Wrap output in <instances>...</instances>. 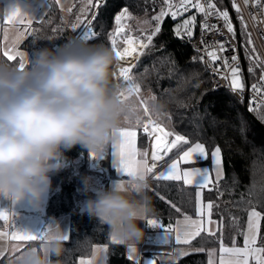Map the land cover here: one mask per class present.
Returning <instances> with one entry per match:
<instances>
[{"label": "trees", "instance_id": "obj_1", "mask_svg": "<svg viewBox=\"0 0 264 264\" xmlns=\"http://www.w3.org/2000/svg\"><path fill=\"white\" fill-rule=\"evenodd\" d=\"M217 1L222 7L231 6V0H228V4L227 0ZM48 3L49 11L44 20L32 24L31 35L21 44V49L28 52L29 57H34L35 52L42 48L59 50L69 40H73L76 33L77 29L72 27L73 21L65 16L54 1L48 0ZM76 3L78 8L83 4L82 0H76ZM95 3L96 0H93ZM123 7H127L134 18L150 20L152 26L146 30L148 35L156 24L152 18L165 4L162 0H107L99 7L94 19L93 31L97 36L88 43H102L111 48L114 18ZM93 8L86 13L87 18L91 16ZM234 15L242 30L235 9ZM185 17L189 16L185 14ZM134 18L130 20L131 26ZM177 22V18L173 20L171 16L164 19L161 32L153 38L152 46L140 56L133 75L141 92L155 97L154 109L165 115L164 125H168V129L186 136L190 144H204L209 154L216 146L221 148L223 178L211 191L204 190L205 202L214 204L212 218L219 222V231L214 236L202 232L185 245L192 252L174 263L209 264V252L220 248L221 238L225 246L233 245V241L238 245L243 243L241 233L246 231L251 209L255 208L264 215V122L258 120L256 113L250 112L231 92L214 90L209 73L190 44L175 35ZM34 39L38 41L34 42ZM2 64L15 66L11 62ZM261 110L264 111L263 108ZM138 144L141 151L147 150L149 138L140 132ZM183 147L186 149L188 145ZM176 155L177 150L174 149L169 156ZM64 163L65 167L52 176V188L46 206L47 219L68 216L70 220L66 251L58 258L52 257L54 264H77L79 259L89 257L96 245L108 247L107 264H136L127 257L126 246L113 243L106 226L99 225L83 209V201L95 198L96 191L108 190L109 180L114 177L111 169V178L90 170L88 151L80 146L65 152ZM85 177L91 178L93 191L85 192ZM148 182L150 189L147 196L154 208L148 220L156 219L167 226L174 225L184 215L196 217L195 187L179 181H158L152 178V174L148 176ZM160 230L164 232L166 227H160ZM153 232L155 230L150 226L149 234ZM40 244V241H28L24 249ZM262 244L264 220L261 221L259 246ZM201 248L204 251H198Z\"/></svg>", "mask_w": 264, "mask_h": 264}, {"label": "clouds", "instance_id": "obj_2", "mask_svg": "<svg viewBox=\"0 0 264 264\" xmlns=\"http://www.w3.org/2000/svg\"><path fill=\"white\" fill-rule=\"evenodd\" d=\"M34 10L33 0L0 3L5 16ZM117 61L102 43L69 40L59 50L38 49L23 69L0 64V196L42 208L53 174L65 167L66 151L80 146L100 156L119 142L132 108L113 79ZM84 185L85 192L93 191L90 177ZM149 189L147 177H129L127 187L117 183L96 191L84 210L122 243H140L146 235L140 224L154 211ZM48 231L19 264H54L52 257L64 254L63 229L53 224Z\"/></svg>", "mask_w": 264, "mask_h": 264}, {"label": "snow or ice", "instance_id": "obj_3", "mask_svg": "<svg viewBox=\"0 0 264 264\" xmlns=\"http://www.w3.org/2000/svg\"><path fill=\"white\" fill-rule=\"evenodd\" d=\"M101 0H97L95 5L93 0H82L84 7L81 8V16L77 17V23L72 27L75 30L79 28L81 24H84L82 29V35L79 37L80 40L93 41L97 34L89 27L90 21L85 24L84 21L87 20L86 13L91 7H99ZM258 5L264 7L262 0H255ZM56 3H60V0H56ZM165 7L154 16L152 19L156 22L155 27L152 32L144 38L135 37L125 32V25L122 24V20L125 18H131L130 13H128L127 8L123 9L118 15L115 16L116 28L115 31L110 35L111 49L115 52L118 60H127L128 58H133L134 62H130L128 66L121 67L119 70V77H122L125 81L124 91L120 92L121 97L125 101H129V98L133 94H139L141 91L140 85L135 82L132 73V69L135 67V61L139 60V57L144 54V50L152 46L153 38L161 32V24L166 16H171L175 20L178 16H182L184 12L190 9H195L197 14H203L204 21L201 25V32L204 31H219L216 25H209L208 17L216 16L224 21V26L227 28L228 32L232 34L233 39L236 37V29L233 27L232 19L230 18L229 12L227 10H220L217 8L216 4L212 0H207V4L202 3L201 0H164ZM243 3L247 5L249 0H243ZM231 6L235 9L236 13L241 12L240 5L236 0H231ZM71 12L72 9H69ZM26 15L21 14L19 11L13 12L6 17V23L13 24L18 23L22 25H27L25 30L19 33L15 44H18L21 39L26 35H31L30 26L33 23V18L35 15L31 14L32 18L25 19ZM196 14L189 16L184 19L182 23H178L174 29V33L177 37L182 39L187 37L191 39L193 36V29L196 26ZM240 24L242 26V31H246L247 24L243 19V16H238ZM144 23H150L149 21H144ZM250 37V33L248 34ZM6 39V37H5ZM203 42V39H202ZM123 43L125 46L120 49L118 45ZM248 43H251L249 38ZM230 46V45H229ZM213 50L209 51L208 49ZM199 51V50H198ZM205 51L207 56L210 58L214 67V71L220 74V68L223 66L227 70L229 75H221V78L230 80V88L233 92H239L243 96L245 83L241 73V67L239 65V56L232 55L230 58L227 56H221L218 52L223 53L227 51L225 44L214 41L212 45H205ZM233 51H235L233 49ZM254 51V49H253ZM246 59L252 60L257 65L264 64L257 54L256 56H248L247 50L245 49ZM3 55L7 57L9 61H16L19 57V67L23 69L26 63V55L24 52L16 50L15 47L7 49L3 52ZM195 59V58H193ZM200 59L203 61L204 57L201 56ZM217 61H221L222 65L216 64ZM264 70V69H262ZM249 73L253 72V68L250 66L248 68ZM251 91L254 93L252 99L249 102V111L254 112L257 115V119L264 122V76H261L260 84H252ZM256 96H260L261 99L257 101ZM154 100L155 97H152ZM242 102V101H241ZM143 105L144 116L147 120L143 122L142 129L143 133L147 134V137L152 140V151L149 156L147 150L141 151L137 147V130L133 127L120 128L118 134L120 140L113 146L116 149V155L118 157L119 168L123 174L127 177H140L145 178L152 174V178L155 180H165V181H183L185 185H195L196 192V218L194 219L190 215H184L183 220H177L175 225L169 224L167 226L158 223L156 219L148 220V224L153 227H166L167 234L170 238V243L172 240V234L175 233V244H190L192 240L199 237L202 232H207L210 235H215V231L210 227L215 221L212 220V209L213 202H204L203 192L205 189L211 191L219 183V180L223 175V160L221 148L216 146L214 150L209 154L206 150L205 145L196 142L190 144L189 139L177 132L174 129H168L166 125L159 122L160 113H156V118H153L148 106L141 101ZM255 105V107H253ZM132 112L135 113L137 109L135 106H131ZM170 119V117H169ZM128 122H131L130 119ZM137 126H141V118L136 117ZM188 145L186 149L183 146ZM177 150V155L175 157H170L169 154L173 150ZM95 155V154H93ZM209 155H211V167H191L182 168L181 165H194L198 161H208ZM168 158V159H166ZM150 161V162H149ZM162 168V171L157 173V169ZM213 172L215 173V182L213 179ZM125 181L121 180L119 182L120 187H124ZM222 195V193H221ZM175 208V204L172 205ZM180 211L178 208L176 209ZM14 213H12V216ZM264 220V215L257 211L255 208L251 209L248 213L247 229L242 232L243 235V247L235 246V241H233V246L228 247L223 244V240H220V252L222 253L220 257V264H250L251 260L255 261V264H264V244L257 246L258 237L260 234L261 221ZM0 221L14 229L11 232H0V237H7L13 241H40L43 243L48 236L50 231L36 235L28 231H21L15 228L13 221H10V215L7 210H0ZM235 222V220H234ZM64 240H69V235L65 232L63 237ZM113 243H122L114 236L112 237ZM103 251H107L105 247ZM135 249H129V259H134L132 253ZM198 251H204V249H198ZM188 253L179 251L178 255L183 256ZM2 255V254H0ZM214 255V250L210 253L209 264H214L211 256ZM21 259V258H19ZM80 264H97L94 260H81ZM136 264H140L137 259ZM144 264V262H143ZM149 264H157L156 258L149 262Z\"/></svg>", "mask_w": 264, "mask_h": 264}, {"label": "built area", "instance_id": "obj_4", "mask_svg": "<svg viewBox=\"0 0 264 264\" xmlns=\"http://www.w3.org/2000/svg\"><path fill=\"white\" fill-rule=\"evenodd\" d=\"M107 0H101L100 6H103L106 3ZM164 2V0H162ZM97 2V0H96ZM178 2V0H177ZM202 3L207 4V0H201ZM213 3L216 4L217 8L220 10H227L229 12L230 18L232 19L233 27L236 29V37L233 39L232 34L228 32L227 28L224 26V21L222 19L217 18L216 16H209L208 17V23L209 25H216L219 31L212 30V31H204L203 34L201 32V25L204 21L203 14H197L195 9H190L187 12H184L182 16H178L177 20L178 22L175 24V27L178 23H182L184 19H187L186 16H191L196 14V26L193 29V36L191 39H188L187 37L183 38L187 43L190 44L192 51L198 56L200 59L201 56L204 57L203 61L200 59L202 65L207 70V72L210 75L211 83L214 88V90H227L233 94V96L241 103L245 105L246 108L249 109V102L252 99L254 93L251 91V85L252 84H260L261 83V76H264V64L257 65L252 60L246 59V53L245 49L247 50L248 56H256L259 55L260 59L264 61V7H261V5H258L255 0H249V3L245 5L243 3V0H236V2L240 5L241 12L238 13V16L242 15L244 21L247 24L246 31H242L240 26L238 25L237 19L235 18V15L233 16L230 12L229 8L222 7L217 0H212ZM262 3H264V0H262ZM165 4V3H164ZM99 7H94L93 12L91 16L87 18V20L84 21L85 24H87L89 21L91 22L89 24V27L93 30V23L94 19L97 15V11ZM127 7H123L116 15H118L123 9ZM234 13V8L231 7ZM128 10V8H127ZM128 13L130 11L128 10ZM115 15V16H116ZM131 15V14H130ZM167 17V16H166ZM165 17V18H166ZM164 18V19H165ZM131 18H125L122 20V24L125 25V32L126 34L144 38L141 33L140 35H135L132 33V31L129 29ZM114 24L116 28L115 18H114ZM84 27V24H81L80 27L76 30V33L74 35L73 41H79V37L82 35V29ZM250 33V37L248 34ZM251 40V43H248V40ZM203 39V42H202ZM214 41H218L225 44V47L227 51L220 53L221 56H227L231 57L232 55H238L239 56V65L241 67V73L244 79L245 83V89L243 96L239 92H233L230 88V80L221 78V75H229L226 69L221 66L220 68V74H217L213 69L215 65L212 64L210 61V58L207 56V53L205 51V45H212ZM89 42V41H87ZM230 45V46H229ZM125 45L123 43L118 45V48L122 49ZM233 49L235 51H233ZM254 49V51H253ZM199 50V51H198ZM209 51L213 50L212 48L208 49ZM140 58V57H139ZM130 62H134L133 58H128L127 60H118L114 69V81L118 85H120V90L124 91V85L125 81L122 77H119V70L121 67L128 66ZM138 61H135V66ZM216 64L222 65L221 61H217ZM253 68V72L249 73L248 68ZM135 68V67H134ZM134 68L132 69V75ZM255 99L259 101L261 99L260 96H256ZM255 107V105H253ZM264 109V108H263ZM152 149V148H150ZM110 151V145L106 151L105 154L96 156L93 154H90L88 152V168L92 171L102 173L106 175L108 178H111V171L108 166V155ZM10 221H13L15 228L19 227L20 220L14 216L10 217ZM150 228V225L147 223V229ZM3 229L5 232H11L14 229H12L9 224H4ZM152 241H156L153 239Z\"/></svg>", "mask_w": 264, "mask_h": 264}, {"label": "rangeland", "instance_id": "obj_5", "mask_svg": "<svg viewBox=\"0 0 264 264\" xmlns=\"http://www.w3.org/2000/svg\"><path fill=\"white\" fill-rule=\"evenodd\" d=\"M45 0H33L34 2V8L41 5L37 11L36 14H34V11L32 12L33 15H35V18H33V22H41L44 20L45 16L47 15L49 11V3ZM56 3V0H52ZM5 0H0V3H4ZM59 9L65 14V16L72 20L73 23H77V17L81 16V11H79V8L77 7L76 0H60V3H56ZM82 7H84V3L81 4ZM69 9H72L70 12ZM77 9V10H76ZM77 11L76 13H74ZM79 11V12H78ZM79 13V14H78ZM6 17L3 14H0V64L3 62H11V64L15 66H19V57L17 58L16 61H9L6 56L3 55V52L7 49H11L15 47L16 50L22 51L26 55V59H28V52L25 50L21 49V44L24 41L25 37L20 40L18 44H15L14 42L16 41L19 33L23 32L25 30V27L27 25H22L18 23H13V24H8L6 23ZM32 18L31 14L26 15L25 19ZM134 16L131 15V19H133ZM81 19H84L83 16H81ZM144 21H149L146 20L144 17L142 18H134V24L131 26L129 25V29L132 31L133 34L135 35H140L141 33L143 37H146V30L151 28L150 23H144ZM32 25V24H31ZM78 29V28H76ZM75 29V30H76ZM6 37V39H5ZM134 77V75H133ZM147 94V93H145ZM150 94V93H149ZM152 95V94H151ZM146 95L143 96V92L140 93L139 98H141L145 101V104L148 106L150 112L153 115V118H156V113L159 112L154 108L152 104L149 103V99L145 98ZM153 96V95H152ZM137 102V101H136ZM154 103V101H153ZM160 119L159 122L164 124V117L165 116L163 113L159 112ZM129 116L126 118V120L122 123L124 125L125 122L129 121ZM132 121V119H130ZM130 123V122H129ZM168 127V125H167ZM109 156V155H108ZM49 197V194H48ZM48 197L46 199V203L42 208H37L32 205L30 201H21L17 203H13L12 200L7 199L3 196H0V210H7L9 212L10 217L12 216V213H14V217L18 218L21 221V228L19 230L21 231H28L33 234L39 235L42 233H45L48 231L49 226L53 224H58L56 223L57 221H52L50 222L49 219L46 218V206H47V201ZM87 201V200H86ZM86 201H83V207L85 208V203ZM4 223L3 221H1ZM1 225V223H0ZM261 227V226H260ZM153 232L152 237L156 240H159L158 243L152 245L156 246L160 249V252L163 254V258L161 259V263L164 264V261H168L166 263H171V261L174 260V263H176L180 258L186 256H180L178 255V252L172 245H168L167 242L165 244V239L169 238L167 234H165L163 231L160 230V227H153ZM0 232H4L2 226H0ZM170 239V238H169ZM11 241V242H9ZM27 244V241H13L7 237H0V253L6 251V254H9V256H12L15 259L16 251L20 252L25 248V244ZM13 244L10 248V245ZM22 244H24V247H22ZM151 242L149 241L148 245H150ZM232 246V245H231ZM235 246H238V244H235ZM241 247V245H239ZM22 248V249H21ZM21 249V250H20ZM17 252V253H18ZM186 253L190 254L192 252L191 249H186ZM15 254V255H14ZM187 254V255H188ZM177 258V259H175ZM12 264H19L18 260H14Z\"/></svg>", "mask_w": 264, "mask_h": 264}, {"label": "crops", "instance_id": "obj_6", "mask_svg": "<svg viewBox=\"0 0 264 264\" xmlns=\"http://www.w3.org/2000/svg\"><path fill=\"white\" fill-rule=\"evenodd\" d=\"M45 1L48 2V0H45ZM40 6L41 5H39V6L34 8L35 9L34 10V14L37 13V11H38ZM81 8H82V6L79 7V11L81 10ZM31 26H30V29H31ZM27 36H29V35H27ZM27 36L25 37V39L27 38ZM140 93H141V91H140ZM140 93L138 95L137 94L131 95L130 98H129V101H128L131 106H135V108L137 109V111L135 113L132 112L129 115V118L132 119V121L130 123L129 122H125L124 125L123 124L121 125V128H128V127L136 128V130H137V147H138V149H139V144H138L139 134H140V132L143 133L142 124H143V122H145L147 120L146 119L147 117L144 116V113H143V105L141 104V101H143L144 103H145V101H144V98H143V100L141 98H139ZM144 95H146L145 98L149 99V103H150L151 108H152V104H154L153 103L154 100L152 99L153 96L151 94H149V93H147V94L143 93V96ZM152 109L154 110V108H152ZM137 116L142 117L141 118V126H139V127L136 124V117ZM144 118H145V120H144ZM143 134H145V133H143ZM145 135L147 136V134H145ZM150 148H152V140L149 139V148L147 149V151L149 152V156H150L151 151H152V149H150ZM206 150H207V148H206ZM115 153H116L115 147L113 145H110V151H109V156H108L109 157V168L113 172L114 177L109 180L108 190L111 187H113L115 184L119 183L121 180L125 181L124 187H127V181L129 179V177H127L125 174H123L121 172V170L119 168L118 157H117V155ZM206 166L207 167H211V155H209V160L208 161H198L194 165H183V164L181 165L182 168L206 167ZM222 168H223V165H222ZM157 170L159 172V171H162L163 169L162 168H160V169L158 168ZM223 175H222V178H223ZM213 179H214V182H215V173L214 172H213ZM179 182L184 183L183 181H179ZM186 186L195 187V185H186ZM196 192H197V190H196ZM203 199H204V192H203ZM204 202H205V200H204ZM205 203H207V202H205ZM83 209H84V207H83ZM147 220H148V218H147ZM178 220H183V218H180ZM212 220L215 221V223L210 225V227L213 229V231H215V234H216L219 231L220 225H219V222L217 220H215L213 218H212ZM52 221H57L56 223H58L59 226L61 227V229H63V232L64 233L66 232L69 235V233H70V220H69L68 216H63V217L56 218V219H50V222H52ZM0 223H1L0 226H2V228H3V225L5 223H2L1 221H0ZM147 223H148V221H145L144 223L140 224V227H142L145 230V233H146L145 238H144L143 241H141L140 243H136V244H132V243H120V244H124L126 246L127 257L128 258H129V249L130 248L135 249V251L132 253V256L135 257V258L131 259V261L136 262L137 259H138L140 261V264H141L143 258L150 257V258H153V259L156 258L157 264H162L161 263V259L163 258L162 257L163 254L160 252V249L158 247L152 246V245L158 243L159 240L155 239L156 241H152L154 238L152 237V235L149 234V229H147ZM20 228H21V221H20L19 227H17L16 229L19 230ZM246 229H247V227H246ZM164 233L167 234V231H164ZM259 237H260V234H259ZM259 237H258V241H257V246H259ZM149 241L151 242L150 245H148ZM9 242H11V241H9ZM166 242H167L168 245H172V247H174V249H176L177 251L185 252L186 249L187 250L191 249L189 247H186L185 244H180V245L175 244V233L172 234L171 243H170V239L169 238L165 239V244H166ZM24 244H22V247H24ZM12 245L13 244L10 245V248H11ZM105 247L107 248L106 252L103 251V249ZM228 247H231V246H228ZM237 247H239V245ZM241 247H243V243L241 244ZM26 250L27 249H23L20 252H18L19 250L16 251L15 252L16 255L14 254L15 255V259L12 256H9V254H6V251L1 252L0 254H2V255H0V264H12V262L14 260L20 261L19 258L22 257L23 253ZM212 252H213V250H211L209 252V259H210V253H212ZM107 253H108V247L106 245H96V246H94L91 255L89 257L79 259L77 264H80V261L82 259L83 260H90L91 259V260H94V262H97V264H107ZM221 255H222V253L220 252V248L217 249V250H214V255L211 256V259L214 261V264H220ZM175 259H177V258H175ZM3 260H5L6 262H3ZM166 262H168V261H164V264H168ZM173 262H174V260L171 261V263H169V264H172ZM208 263H209V260H208ZM250 264H255V261L251 260Z\"/></svg>", "mask_w": 264, "mask_h": 264}, {"label": "water", "instance_id": "obj_7", "mask_svg": "<svg viewBox=\"0 0 264 264\" xmlns=\"http://www.w3.org/2000/svg\"><path fill=\"white\" fill-rule=\"evenodd\" d=\"M226 4H228V0L226 1ZM228 8H229L230 12L232 13V15L234 16L233 10L231 9V6L230 5H228ZM258 124L263 128V126L261 125V123L258 122ZM152 260H154V259L153 258H150V257H145L142 260L141 264H143V262H144V264H149V262H151Z\"/></svg>", "mask_w": 264, "mask_h": 264}]
</instances>
